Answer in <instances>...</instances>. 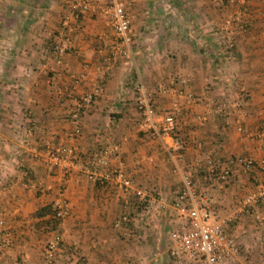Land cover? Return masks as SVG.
I'll list each match as a JSON object with an SVG mask.
<instances>
[{"label": "crops", "instance_id": "0c3cea01", "mask_svg": "<svg viewBox=\"0 0 264 264\" xmlns=\"http://www.w3.org/2000/svg\"><path fill=\"white\" fill-rule=\"evenodd\" d=\"M70 1L0 0V239L8 243L0 249V264H45L42 249L53 236L56 264H176L167 248L177 224L171 203L181 174L195 175L207 158L223 165L250 155L264 166V0H247L239 14L246 28L235 32L230 51L219 24L236 11L232 6L218 0H130L128 55L114 49L103 0H90L91 10L70 18L63 74L53 77L59 65L50 36ZM98 79L102 93L80 115L79 133L68 136L74 99ZM181 79L194 99L182 102L175 150L169 139L153 138L141 125L135 87L140 80L153 92L156 112L164 113L169 102L157 89ZM240 90L246 93L241 133L234 129L236 111L225 118L216 109ZM58 144L77 152L74 165L48 162L46 148ZM112 147L117 157L108 154L105 170L120 167L158 200L144 222L129 224L133 241L112 221L122 211L133 214L140 206L136 197L123 193L115 178L99 182L85 175L89 157ZM263 173H245L234 163L229 178L208 192L213 215L235 211ZM59 199L66 208L55 233L35 229L31 213ZM228 230L239 243L233 264H264V201L243 209Z\"/></svg>", "mask_w": 264, "mask_h": 264}, {"label": "built area", "instance_id": "2783aa9c", "mask_svg": "<svg viewBox=\"0 0 264 264\" xmlns=\"http://www.w3.org/2000/svg\"><path fill=\"white\" fill-rule=\"evenodd\" d=\"M221 4L232 6L235 12H228L220 21V37L224 42L225 50L230 51L234 47V34L236 31H243L246 28L245 21L240 19V12L246 10L247 0H218ZM103 11L107 15V23L112 30L115 39V50H119L128 55L131 46V35L129 26V16L127 8L130 0H103ZM90 0H71L67 10L60 19L59 28L50 37V52L53 61L59 65V69L53 71V77L63 74V57L71 46V35L69 33L70 18H78L84 12L91 10ZM51 79L47 77L46 82ZM74 83L78 79H74ZM186 81L181 79L177 84L168 88L159 87L157 92L166 95L169 105L164 113H157L152 102L153 92L146 89L140 80L136 82L135 107L140 115L141 125L146 127L153 138L170 141L173 149H179V141L176 139L178 115L183 109L182 102L189 104L193 101L192 93L184 90ZM102 79H98L94 86L81 94L78 99H74L69 110V121L71 131L68 136L73 137L79 133L80 115L91 105L93 98L102 93ZM246 93L240 90L238 97L234 99H222L216 104V109L225 117L231 111H236L234 129L241 133L245 132L241 125L244 116L242 105H245ZM116 147L104 148L97 156L91 155L85 165V175L91 181H102L105 176L116 179V183L123 193L134 196L140 204L139 208L132 214L125 210L118 214L112 221L113 229H120L127 238L133 241L132 236L126 231L132 222L145 221L150 216L152 204L158 202L154 197L147 196L143 190L136 187L133 180L126 177L120 167L106 171L108 165V154L113 158L117 157ZM115 153V154H114ZM44 154L48 162L57 167H64L65 163L77 159V152L72 147L58 144L46 148ZM178 157V156H177ZM204 164L195 175L181 174L180 185L174 194L172 208L176 226L169 232L168 255L176 264H186V260L193 264H233L239 252V243L229 232V228L235 225L240 213L248 206H257L264 201V173L257 181L255 189L244 196L238 208L223 217H215L207 204L208 192L214 187L216 182L226 181L230 176L232 165L235 163L243 172L253 169L264 171L263 165L254 163L250 155H243L237 158H229L223 165H218L217 161L207 158ZM99 169V170H98ZM104 170V171H102ZM105 172V173H104ZM201 172H204L201 174ZM214 173V174H213ZM65 201L59 199L53 205L57 209L56 216L62 217L65 214ZM253 218L262 221L263 216L255 213ZM2 220L0 219V227ZM8 243L0 239V249ZM58 250V239L56 236L49 238L42 249V256L45 264H56ZM22 259L20 263L25 264Z\"/></svg>", "mask_w": 264, "mask_h": 264}, {"label": "trees", "instance_id": "16d2710c", "mask_svg": "<svg viewBox=\"0 0 264 264\" xmlns=\"http://www.w3.org/2000/svg\"><path fill=\"white\" fill-rule=\"evenodd\" d=\"M176 134H178V131H176ZM204 164H206V161H203L200 168ZM203 173L204 172H201V174ZM230 174H231V171H230ZM56 213H57V209L54 207L53 203H47L43 206L38 207L31 213L32 217L37 218V221L33 223V227L35 229H42L45 232H50V233L52 232V234L55 233L58 227V224L60 222V219H61L60 217L56 216ZM53 237H50V238H53Z\"/></svg>", "mask_w": 264, "mask_h": 264}, {"label": "rangeland", "instance_id": "374dc122", "mask_svg": "<svg viewBox=\"0 0 264 264\" xmlns=\"http://www.w3.org/2000/svg\"><path fill=\"white\" fill-rule=\"evenodd\" d=\"M103 6V5H102ZM104 7V6H103ZM51 37V36H50ZM114 37V36H113ZM191 103V102H190ZM212 214H213V212H212Z\"/></svg>", "mask_w": 264, "mask_h": 264}]
</instances>
